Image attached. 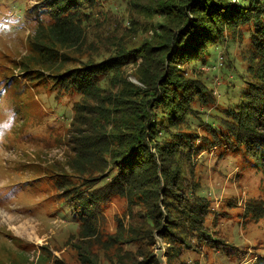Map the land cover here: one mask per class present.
Masks as SVG:
<instances>
[{
  "label": "trees",
  "instance_id": "trees-1",
  "mask_svg": "<svg viewBox=\"0 0 264 264\" xmlns=\"http://www.w3.org/2000/svg\"><path fill=\"white\" fill-rule=\"evenodd\" d=\"M22 1L31 30L11 69L68 106L26 164L45 206L74 227L38 253L7 232L0 264H159L158 242L166 264H264V0ZM228 42L242 46L245 71L220 107L186 66ZM227 158L232 178L218 168ZM209 178L237 194L216 201Z\"/></svg>",
  "mask_w": 264,
  "mask_h": 264
},
{
  "label": "rangeland",
  "instance_id": "rangeland-1",
  "mask_svg": "<svg viewBox=\"0 0 264 264\" xmlns=\"http://www.w3.org/2000/svg\"><path fill=\"white\" fill-rule=\"evenodd\" d=\"M24 5L25 1L22 0H0V114L9 110L15 112V123L11 131L0 137V245L5 244L13 248L5 237L9 232L33 244L38 253V248L46 241L56 242L61 236V230L72 231L74 227L68 211L57 206H45L43 184L26 164L35 160L38 150L43 151L40 138L44 127L53 124L56 129L63 119L61 111L68 110V106H60L50 100L41 85L27 82L20 72L11 69L9 59L23 53V40L31 30L24 21ZM159 20L160 18H156V23ZM151 33L152 31H149L148 35ZM241 47L232 42H228L225 47H210L211 56L208 62L204 65L197 63L195 68H192L194 65L186 66L189 73L194 69L195 72L205 74L206 83L214 90L220 107L233 103L243 85L245 66L239 54ZM224 50L228 51V58L223 57ZM227 60L231 62L230 68L225 67ZM138 65L139 62L131 65L127 73L135 84L138 83L133 74ZM216 112L213 110L211 113ZM60 154L58 148L47 152L52 158H58ZM214 160L212 156L211 159L208 157L207 161L211 165ZM237 164L240 166V163ZM218 168L226 177L232 178L237 173V168L229 158L219 164ZM255 179L252 177L251 183H254ZM207 183L209 192L216 201L223 193L236 195L238 192L232 185L229 187V181L216 185L215 181L209 178ZM157 247L163 250L166 264L165 248L160 242L156 244ZM53 254L59 256L60 252ZM32 255L34 254H29L30 259ZM242 264L263 263L253 258L250 262Z\"/></svg>",
  "mask_w": 264,
  "mask_h": 264
},
{
  "label": "clouds",
  "instance_id": "clouds-1",
  "mask_svg": "<svg viewBox=\"0 0 264 264\" xmlns=\"http://www.w3.org/2000/svg\"><path fill=\"white\" fill-rule=\"evenodd\" d=\"M15 123V112L6 111L3 114H0V137H3L9 133Z\"/></svg>",
  "mask_w": 264,
  "mask_h": 264
},
{
  "label": "water",
  "instance_id": "water-1",
  "mask_svg": "<svg viewBox=\"0 0 264 264\" xmlns=\"http://www.w3.org/2000/svg\"><path fill=\"white\" fill-rule=\"evenodd\" d=\"M154 255L157 258L159 264H164L163 250L160 247L155 249Z\"/></svg>",
  "mask_w": 264,
  "mask_h": 264
}]
</instances>
